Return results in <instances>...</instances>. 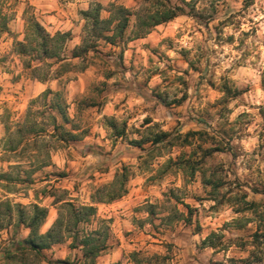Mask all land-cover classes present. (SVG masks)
<instances>
[{
	"label": "clouds",
	"instance_id": "9594fccd",
	"mask_svg": "<svg viewBox=\"0 0 264 264\" xmlns=\"http://www.w3.org/2000/svg\"><path fill=\"white\" fill-rule=\"evenodd\" d=\"M0 264H264V0H0Z\"/></svg>",
	"mask_w": 264,
	"mask_h": 264
}]
</instances>
